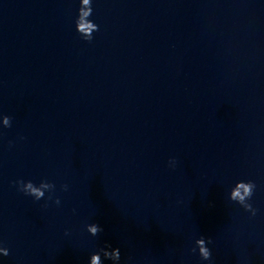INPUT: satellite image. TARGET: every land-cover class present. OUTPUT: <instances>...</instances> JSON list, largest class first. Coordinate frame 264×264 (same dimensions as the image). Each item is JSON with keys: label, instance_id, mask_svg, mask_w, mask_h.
Returning <instances> with one entry per match:
<instances>
[{"label": "clouds", "instance_id": "clouds-1", "mask_svg": "<svg viewBox=\"0 0 264 264\" xmlns=\"http://www.w3.org/2000/svg\"><path fill=\"white\" fill-rule=\"evenodd\" d=\"M92 0H80V7L78 9V17L76 19V30L81 35V37L86 41H91L93 39V32L99 31V26L92 22L89 17L92 15ZM2 124L5 128L11 127V117L5 115L2 117ZM23 139V138H22ZM176 160L170 159L169 165L171 167L176 166ZM17 190L23 192L27 196H31L35 201H39L45 198V194L48 193L47 199L53 200L56 185L47 180H41L37 185L33 181H24L22 179L14 181ZM256 189V184L252 180L248 181H238L231 188L229 193V200L240 205L244 211L250 213L251 216L257 214V209L253 207L250 203L254 192ZM62 191H68V185H61ZM54 203L60 205L61 201L59 197H55ZM86 231L93 237L98 236L102 231V227L96 223H89L86 226ZM68 234L67 232L65 233ZM211 238H206L201 235L194 241V247L190 249L192 253L198 251V255L202 261H212V250L208 247L211 244ZM10 252L7 247L0 246V255L7 257ZM103 256V259H102ZM110 260L113 264H119L121 260V250L119 247L113 248L111 245H106L100 248L97 252L91 254L89 258V264H103V260Z\"/></svg>", "mask_w": 264, "mask_h": 264}]
</instances>
